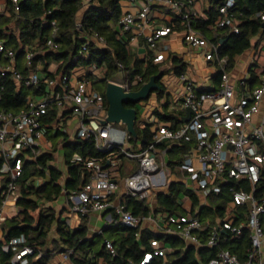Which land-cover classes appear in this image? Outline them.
Here are the masks:
<instances>
[{"label":"built area","instance_id":"obj_1","mask_svg":"<svg viewBox=\"0 0 264 264\" xmlns=\"http://www.w3.org/2000/svg\"><path fill=\"white\" fill-rule=\"evenodd\" d=\"M127 3L136 11H125L120 21L119 38L129 43L142 38L149 50L144 58L153 65H163L171 53L167 39L183 32L185 45L192 49H200L212 76H218L217 87L197 86L188 73L178 75L183 89L175 99L169 101L165 96L161 99L163 106H168L178 115L181 124L177 128L159 124L156 118H150L152 138L150 143L140 152L128 150L126 145L133 136L125 129L111 123H103L107 118L109 104L101 92L94 89L88 73L102 78L105 68L84 69L78 67L71 76L60 73L56 78L43 77L34 69L38 52L29 47L24 48L27 74L17 66L19 53L9 48L0 40V77L10 76L16 83L25 87L40 89L45 83L52 91L43 96L30 97L25 101V108L18 113L0 111V175L6 184L0 188V223L7 216L3 206L9 201L15 204L22 196L19 183L23 175L25 161L37 160L46 150V119L52 115V109L60 111L68 109L78 119L77 138L82 141H93L99 152L107 153L105 157L75 156L73 162L83 165L89 176L88 182L80 191L67 194L68 213L64 222L71 230L79 228L85 216L92 212L107 213L110 223L123 225L132 229H142L146 218L135 216L124 205H115L113 197L119 184L116 181L117 170L122 166V159L137 161L138 169L126 179L130 196L141 200L149 198L153 190L166 186V175L156 160V148L161 144L184 146L194 144L182 161H177L179 170L193 183L200 194L201 204L205 206L210 197L219 196L223 186L237 182H249V191L233 190V197L228 204L225 216L217 226L204 223L194 214L169 216L172 226L170 234L178 236L186 242L198 246L215 248L219 246L221 234L228 232L235 239L248 232L250 246L247 258L242 261L230 250H221L218 257L210 264H264V188H260L264 173V63L256 51L251 58L250 67L253 74L233 79L232 61L222 53L221 46L227 35L241 33V21L234 9L235 0H225L218 7V18L205 31L196 28L195 22L200 19L209 20L206 14L197 10L199 0H118ZM90 0H84L87 7ZM11 5L15 13L20 12V0H0V21L8 13ZM264 23V11L257 14ZM164 23L158 26L157 21ZM177 21L181 22L182 30ZM52 36L47 41L50 49L56 48L55 37L58 34L56 21L51 22ZM77 28L81 29L80 22ZM96 43L105 46L103 37L97 33L92 35ZM264 48V38L260 49ZM88 44L83 46L88 52ZM119 72L125 77L120 84L127 92L139 91L146 83L144 75L137 74L132 79L126 77L122 64H118ZM56 70V67L53 66ZM168 68L164 73L170 71ZM50 70V69H49ZM55 73V71H52ZM259 77L260 84L253 86L251 80ZM108 82V83H109ZM191 109L190 119H183ZM63 115V114H62ZM54 118L58 122L63 117ZM56 131H63L61 125ZM116 159H113V157ZM42 180H37V187ZM247 206L248 217L238 222L237 208ZM205 235L203 243L201 236ZM106 251L117 256L113 241L106 240ZM153 250L145 255L141 264H149L154 257L167 261V248L159 240L151 241ZM75 250L66 247L61 251L49 254L48 264H75L72 260ZM48 254L37 251L34 244L25 237L12 238L2 242L0 239V264H32ZM4 256H8L3 261ZM97 264H108L104 258Z\"/></svg>","mask_w":264,"mask_h":264},{"label":"trees","instance_id":"obj_2","mask_svg":"<svg viewBox=\"0 0 264 264\" xmlns=\"http://www.w3.org/2000/svg\"><path fill=\"white\" fill-rule=\"evenodd\" d=\"M225 0H216V8ZM234 12L241 21V33L239 35H226L221 46L222 53L231 61L241 56L252 47L253 39L262 32L264 23L257 18L259 12L264 11V0H235ZM84 0H20V12L15 13L10 8V16H5L0 21V40L21 55L24 48L38 52L34 69L44 72L50 78L64 73L71 76L78 67L84 69L105 68L104 79L95 82L96 77L89 72V80L96 89L102 92L105 102L106 88L119 72L118 64H122L127 76L144 75L145 82H149L153 76L159 74L158 66L151 62L141 60L128 49V42L119 38L118 27L123 16L122 8L118 0H90L87 7ZM84 11L81 19V29L77 28L78 16ZM213 14L209 20L200 19L195 22L196 28L205 31L212 24ZM56 21L58 34L55 37L56 48L47 46L48 39L52 36L51 22ZM97 33L103 37L106 45L100 46L92 35ZM88 44V52H84L83 46ZM177 74L185 72L187 64L178 56L171 55ZM52 64L57 65L56 73L49 70ZM27 74V69L23 71ZM159 79V78H158ZM159 83V80H157ZM30 93L43 96L48 93L46 84H41L40 89L27 87L26 91H18L16 82L8 75L0 77V111L18 113L25 107L26 96ZM133 108V104L126 105ZM54 112V111H52ZM53 114V113H52ZM53 120V116L49 118ZM139 135V127L136 126ZM145 144L151 141V132L146 129L143 132ZM74 153L83 157H105L107 153L99 152L93 141H78L73 146L67 165L69 178L63 184L60 183L62 173L52 167L53 155L43 154L36 161H28L24 164L23 175L19 181L22 186V196L18 200L21 212L13 218L5 220L6 241L12 238L25 237L34 243L37 251H47L49 233L56 221V214L51 209L41 207L40 203L54 202L60 198L64 191L70 193L80 191L88 182L89 176L84 171L83 165L71 161ZM0 161V167H1ZM50 175L47 181V175ZM42 180L41 186L37 187L36 181ZM244 182L233 181L227 190L219 196L210 197L209 201L213 209L208 215L213 218L224 217L227 203L231 200L233 190L240 187ZM260 188H264V173ZM245 188L249 189V182H245ZM237 189V190H238ZM236 190V191H237ZM182 188L172 186L169 194H161L158 198L160 209L171 215L182 212L180 203ZM197 201L196 198H194ZM1 200V198H0ZM126 209L135 216L144 218L151 214V209L146 200L136 197H128ZM243 218L247 219V208H241ZM213 211V212H212ZM215 211V212H214ZM181 215V214H180ZM88 216L83 218L81 226L71 230L59 225V233L63 243L75 250L72 260L75 264H97L104 258L108 264H141L145 255L153 250L151 241L161 240L168 243L175 250L174 254H168L170 264H210L212 259L218 257L221 250H230L244 260L245 253L250 246L248 232L243 236L233 239L228 232L221 234L218 247L209 248L189 247L186 249L183 241L175 236H162L148 230L132 229L114 223L95 238H88ZM113 241L117 256L112 257L105 249V241ZM8 256H4L6 261ZM49 254L38 262L32 264H48ZM149 264H163V258L154 257Z\"/></svg>","mask_w":264,"mask_h":264},{"label":"crops","instance_id":"obj_3","mask_svg":"<svg viewBox=\"0 0 264 264\" xmlns=\"http://www.w3.org/2000/svg\"><path fill=\"white\" fill-rule=\"evenodd\" d=\"M216 0H199L196 4V8L198 11H200L203 14H206L208 17L213 14L214 18L213 21H216L218 18V8L215 4ZM122 8V12L125 11H133L135 12L136 9L127 3L120 4ZM10 8H13L11 5L8 6L7 10L8 13L6 16H10ZM85 8V7H84ZM82 11L78 16V22H81V19L83 17ZM158 26H161L164 21L158 20L157 21ZM178 25L180 26V30H182L181 22L177 21ZM118 31L120 34V26L118 27ZM183 32L178 33L177 35H173L167 39V44L170 46L171 53L169 55V59L166 63L163 65H158L159 74L161 69L164 67V71L161 75L158 76L160 87L162 90L159 91H153L157 93V96L152 98V94L150 95V98L146 101H141L140 103L134 105L133 108H136L138 111V117H139V108L141 109L144 117L147 119V122L144 123L143 127H139L138 123L136 126L139 127V135L137 139H134L129 141L126 145V148L131 151L140 152L143 148H145L148 144H145L143 140V132L146 129H149L152 135V129H151V123L150 118L153 117L156 118V121L159 124L171 126L173 128H177L180 126L181 121L178 119V115L176 113H173L171 109H168V106H163L161 104V99L165 96L169 99V101H172L175 99V95H178L183 89L182 83L178 79L177 71L175 69L174 64L171 62V55L178 56L179 58L183 59V61L187 64L186 67V73L191 77L192 81L197 86H205L208 88H214L217 87L220 83V79L218 76L214 77L211 75L209 69L207 68V65L205 63V60L202 55V51L200 49H192L185 45L183 41ZM264 33L262 32L260 35H258L255 39H253L252 47L247 50L244 54L241 56L236 57L232 61V74L233 79L236 80L238 78L247 76L248 74L252 75L253 71L250 67V61L252 58V55L258 51L260 54L261 60L264 63V48L260 49L261 42L263 41ZM128 49L132 52H134L139 59L145 60L144 58L149 54V50L147 48V45L145 41L140 38L136 39L134 42L129 43ZM168 65L171 67L170 71L167 73H164L165 70L168 68ZM17 68L23 72L25 70V58L24 54L18 55V60L16 63ZM53 66L56 67V70L53 69ZM50 71H57V65L52 64L50 66ZM99 70L102 68H98ZM24 73V72H23ZM43 77H48L44 72H40ZM60 74H58L56 77H58ZM94 75V74H93ZM105 75V74H104ZM118 75H122L120 72L115 75L117 77ZM96 77V81L103 80L105 76L100 78L97 75H94ZM123 76V75H122ZM55 77V78H56ZM115 77L111 81H115ZM124 77V76H123ZM127 77V74H126ZM50 78V77H49ZM53 79V78H50ZM125 79V77H124ZM260 78L255 77L251 80V84L253 86H258L260 84ZM18 86V91H26L27 87L20 85L19 83H16ZM93 88L95 86L92 84ZM47 91H52L50 87H46ZM98 90V89H96ZM101 92L100 90H98ZM102 93V92H101ZM39 95L30 93L26 96L27 98L30 97H37ZM25 108V107H24ZM23 108V109H24ZM52 112L54 115V118H57V116L63 117V121L58 122V120H50L49 118L46 119V125H47V133H46V150L44 154H50L53 155L54 161L52 162V167L54 169L59 170L62 173L60 183L64 185L66 180L69 178V170L67 165V159H69V154L71 153V150L76 142L81 141L77 138V131H78V119L74 118L71 114V112L66 109L64 111H60L58 108L52 109ZM138 121V120H137ZM61 125L63 128V131H56L55 126ZM71 129V130H70ZM68 130H70V134H68ZM152 138V136H151ZM192 144H186L184 146L180 145H174V144H161L158 145L156 148V160L160 167V170L164 171V174L166 175V186L156 188L152 191L149 198L146 199L150 209L151 214L149 216H146V222L143 226V230L151 231L158 235H164V236H175L170 234L169 229L172 228V226L168 222L169 216H183L188 214H194L201 218V220L206 223H211L213 226H217L219 224V221L222 219L219 216H216L213 218V215H208V212L210 209H213L212 204L210 201L203 206L201 204L200 194L197 192L194 188L193 183L190 181V179L183 174L179 168L176 165L177 161H182L188 154L190 148L192 147ZM128 146V147H127ZM78 153H74L72 157L70 158L73 162V158L75 156H78ZM81 156V155H79ZM122 159V166L119 170H117L116 175V181L119 184V189L116 193V195L113 197V202L115 205H124L126 206L125 202L128 197H131L128 188L126 185V179L134 173L138 167L139 164L137 161L126 159L124 157H119ZM113 159H116L114 156ZM28 161H36L34 159L28 160ZM28 161H25L28 162ZM58 162L60 163V166H57ZM50 175L48 173L47 175V181H49ZM37 182V181H36ZM6 184V179L4 176L0 175V188ZM243 184V183H242ZM179 186L182 188V192H180V203L182 212L179 214L171 215L168 212L162 211L160 208V204L158 201V198L161 194H169L172 186ZM244 184L240 187L241 189H245L246 191H249V189L244 187ZM228 185L223 186V191L227 190ZM238 188H236L237 190ZM239 190V189H238ZM70 192L64 191L60 198L54 202H41V207L45 209H51L56 214V221L53 224V227L49 233L48 240H47V251H42L45 254H51L54 251H61L65 249L67 246L63 243L61 239V235L59 233V225L65 226L68 228L64 222L65 215L68 213V208L66 206L67 202V194ZM231 200L227 203H231ZM197 201H195V199ZM247 208V206H244ZM243 207L237 208V216H238V222L242 220H246L243 218V212L241 210ZM227 209V207H226ZM129 211V210H128ZM3 212L7 216V219L16 217L20 212L21 209L18 207V203H14L13 201H9L5 206H3ZM131 212V211H130ZM213 212V211H212ZM215 212V211H214ZM247 217H248V208H247ZM181 214V215H180ZM225 216V215H224ZM88 238L92 239L95 238L97 235L103 234L105 230L108 229V227L111 226L110 223V216L107 213H99V212H92L90 215H88ZM95 218V221L93 220ZM83 221V220H82ZM81 221V224H82ZM80 224V225H81ZM70 229V228H68ZM78 229V228H77ZM76 230V229H74ZM6 229H5V222L0 223V239L2 242L6 241ZM178 237V236H175ZM181 239V238H180ZM186 247H196L197 249H200L201 247H205L204 245L198 246L193 243H189L181 239ZM201 240L204 243L206 240V236L202 235ZM165 247L167 248L168 254H174L175 250L171 248V246L164 242L159 240ZM33 243V242H32ZM34 244V243H33ZM263 252H264V244H263ZM238 256V255H237ZM239 257V256H238ZM247 258V252L245 253V258L242 261H245ZM164 261V259H163ZM167 261L170 264L169 257L167 256ZM49 262H51V257ZM48 262V263H49Z\"/></svg>","mask_w":264,"mask_h":264},{"label":"water","instance_id":"obj_4","mask_svg":"<svg viewBox=\"0 0 264 264\" xmlns=\"http://www.w3.org/2000/svg\"><path fill=\"white\" fill-rule=\"evenodd\" d=\"M264 26V25H263ZM225 41H223L224 43ZM165 68V67H164ZM161 69V75L164 71ZM153 76L139 91L127 92L120 84L109 82L106 88V97L109 108L106 120L103 123H111L114 125H124L126 131L130 133L134 139L138 138L136 129L138 120V111L136 108H127L126 105H136L141 101H146L150 98L153 91H161L162 88L157 83L158 76ZM192 110H188V115L183 119L187 122L190 119Z\"/></svg>","mask_w":264,"mask_h":264},{"label":"rangeland","instance_id":"obj_5","mask_svg":"<svg viewBox=\"0 0 264 264\" xmlns=\"http://www.w3.org/2000/svg\"><path fill=\"white\" fill-rule=\"evenodd\" d=\"M128 74H129V73L127 72V75H128ZM127 78H128V76H127ZM123 81H124V77H123L122 75H118L117 77H115V82H120V83H121V82H123ZM95 82H96V80H95ZM155 96H157V93H156V92H153V94H152V98H154ZM138 110H139V117H138V121H137V123H138V126H139V127H143V126H144V123L147 122V119L144 117V115H143L141 109L139 108ZM118 127L121 128V129H125V126H124V125H118ZM70 130H71V129H70ZM70 130H68V134L71 133ZM127 147H128V146H127ZM57 166H60V163H59V162H58ZM93 220L95 221V218H94Z\"/></svg>","mask_w":264,"mask_h":264}]
</instances>
